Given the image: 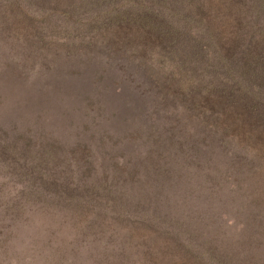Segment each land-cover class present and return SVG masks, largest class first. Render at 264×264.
Instances as JSON below:
<instances>
[{
    "label": "trees",
    "instance_id": "trees-1",
    "mask_svg": "<svg viewBox=\"0 0 264 264\" xmlns=\"http://www.w3.org/2000/svg\"><path fill=\"white\" fill-rule=\"evenodd\" d=\"M95 1L112 2L101 21L138 27L104 43L135 59L159 105L183 99L210 124L239 105L264 113V0ZM213 2L224 9L201 18ZM224 11L234 34H219ZM152 123L67 141L0 121V264H264V202L202 169L189 127Z\"/></svg>",
    "mask_w": 264,
    "mask_h": 264
},
{
    "label": "rangeland",
    "instance_id": "rangeland-1",
    "mask_svg": "<svg viewBox=\"0 0 264 264\" xmlns=\"http://www.w3.org/2000/svg\"><path fill=\"white\" fill-rule=\"evenodd\" d=\"M22 4L23 13L18 15L15 3L0 0V121L4 127H36L67 141L73 137L69 132L86 135L81 127L106 128L115 137L117 131L112 129L123 133L125 127H139L147 118L153 120L151 127L165 122L180 129L189 127L188 132L194 133L191 152L197 149L195 161L202 162V169L211 164L218 176L235 177L249 193L253 190L252 201L264 202L261 103L251 110L236 106L239 116L221 114L212 124L201 120L195 108L189 107L185 114L183 99L159 105L161 92L155 94L156 85L135 59L120 54L115 42L104 43V36L133 35L138 28L101 21L114 16L112 2L23 0ZM211 4L212 9L200 4L201 18L208 10L224 9L220 3ZM219 13L224 23L217 22L219 34H234L230 21L236 15ZM151 103L152 111L145 117L143 104ZM99 155L104 157L101 151ZM194 172L197 177L204 173L198 167Z\"/></svg>",
    "mask_w": 264,
    "mask_h": 264
}]
</instances>
